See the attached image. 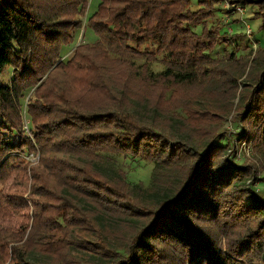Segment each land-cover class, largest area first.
I'll use <instances>...</instances> for the list:
<instances>
[{
    "label": "trees",
    "instance_id": "16d2710c",
    "mask_svg": "<svg viewBox=\"0 0 264 264\" xmlns=\"http://www.w3.org/2000/svg\"><path fill=\"white\" fill-rule=\"evenodd\" d=\"M226 2L262 32L264 0H99L90 16V0H0V264H264V45L211 58L236 24ZM82 26L96 39L63 62ZM163 105L184 112L176 129ZM101 153L167 180L133 187ZM123 221L126 242H108Z\"/></svg>",
    "mask_w": 264,
    "mask_h": 264
},
{
    "label": "rangeland",
    "instance_id": "374dc122",
    "mask_svg": "<svg viewBox=\"0 0 264 264\" xmlns=\"http://www.w3.org/2000/svg\"><path fill=\"white\" fill-rule=\"evenodd\" d=\"M90 7L88 9V16H90L92 14V12L96 9L97 5L99 4V0H90ZM232 5H230L228 2H226L222 7L225 10H228ZM197 6H193L194 10H197ZM249 11L245 10V12L242 14L239 11H231L230 15L231 18L230 19H222L224 20V22L229 23L232 20L236 23V24H232L230 25L227 24V27L225 28L226 31L228 32L227 34L230 37V41L225 44V43H221L218 48H216V50L214 51V53L211 55V58L215 61H219L221 59H225V55L228 53H234L236 55H247L248 53H251L253 51H255L257 49L258 46H260V42L259 40V36L262 38L264 37V29L262 30V32L257 33V27L256 26H251V27H245L244 24L248 21V20H252V17L249 16V18H247V12L252 15L253 14V9L252 7L248 8ZM221 14L218 13L217 17H221ZM211 25V23H210ZM250 30V31H249ZM197 31H200L197 30ZM252 31V34L249 33ZM233 33H236L237 35H233ZM259 35V36H258ZM228 37V36H226ZM96 39L94 33H92L91 30H86L83 26L82 29L79 30V32L77 33V37H76V41L74 45L68 46V48H66L64 50V53L67 54L64 55L62 57V61L66 62L67 59L69 58L71 51L74 48L79 46V45H85V44H89V43H93L94 40ZM258 39V40H256ZM262 46V45H261ZM70 51V52H69ZM13 69L9 67H6L3 70V74L1 75V82L4 84H7L10 82L12 76H13ZM30 97V93H26L24 95V97L20 100L21 101V105H22V111L24 112L26 104H27V99ZM110 100V99H109ZM106 100L104 104L107 105V107L109 108H114L117 109L119 108V106L121 104H126V105H131L132 101H130L129 99L126 100V102H124L123 100H120V102H116V101H109ZM174 104L176 105L180 100H173ZM93 104H100L102 103L100 100L98 99H93L92 102ZM103 104V105H104ZM135 105H137V103L135 102ZM166 106L170 107V112L166 115L161 116L160 118H157L156 120L158 121V125L162 128V129H169V126L167 124H164L165 122H169V124L174 123L175 120H172L171 118H179L177 120L176 126L174 127V129H176L178 127V123H180V119H182V117L184 116V112L182 111V109L180 108H175L174 105H163L161 108V110H163V108H166ZM173 107V108H172ZM132 109V108H131ZM162 121V122H161ZM224 125H223V129L228 130L230 132H236V131H240L241 130V126L238 124V122H234L232 120H230V117L228 119L224 120ZM236 138L234 135L231 136V141ZM237 139V138H236ZM236 139H234V142L236 141ZM236 158L238 160L239 163H245V162H251V161H256V159L254 158L255 156V151L253 149H251L248 144L246 142H236ZM101 162L102 163V167L105 170H108L109 173H114L117 171L120 172H125L126 174V179L129 183H131L133 185V187H137L140 186L139 188H142L141 190L145 189V190H151L152 188H154L156 186L155 179H157V175H159L160 179L165 183V181L167 180L166 175L162 176V173H164L163 171H157V166L156 163L153 161H148L145 159H142L140 157H132L130 155H119V154H111V153H101ZM30 158H32V160H37V158H34L33 156H30ZM259 176H264V168L261 170V173ZM138 184V185H137ZM137 185V186H136ZM256 188H258L257 190H263L264 189V183L261 181H258L255 185ZM124 225L117 227H113L114 228V232L109 233L108 234V242L111 241H115L118 243L117 246L122 245L125 241V239L128 237V235H130V231H131V227L128 226V224L126 222H122ZM85 250V249H84ZM84 250H80V248H73L72 249V255L76 254L79 257H83V259L86 260H91V258L89 257V255H93L96 256L94 254H89L87 253V251ZM89 254V255H88Z\"/></svg>",
    "mask_w": 264,
    "mask_h": 264
},
{
    "label": "crops",
    "instance_id": "0c3cea01",
    "mask_svg": "<svg viewBox=\"0 0 264 264\" xmlns=\"http://www.w3.org/2000/svg\"><path fill=\"white\" fill-rule=\"evenodd\" d=\"M256 26L257 27V29H258V27L261 25V22L259 21V20H248L245 24H244V26L245 27H251V26ZM259 36V35H258ZM259 42H260V44L261 45H264V37H260L259 36V40H258Z\"/></svg>",
    "mask_w": 264,
    "mask_h": 264
},
{
    "label": "built area",
    "instance_id": "2783aa9c",
    "mask_svg": "<svg viewBox=\"0 0 264 264\" xmlns=\"http://www.w3.org/2000/svg\"><path fill=\"white\" fill-rule=\"evenodd\" d=\"M231 13V11H239L241 12L242 14L245 12V9L242 8L241 6H238V5H232L229 9H228ZM250 31V30H249ZM251 32L249 33V36H250Z\"/></svg>",
    "mask_w": 264,
    "mask_h": 264
}]
</instances>
